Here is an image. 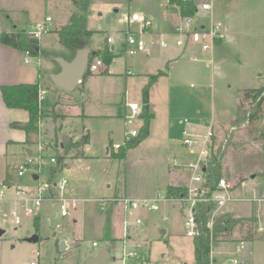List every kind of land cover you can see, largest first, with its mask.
<instances>
[{"label": "rangeland", "instance_id": "1", "mask_svg": "<svg viewBox=\"0 0 264 264\" xmlns=\"http://www.w3.org/2000/svg\"><path fill=\"white\" fill-rule=\"evenodd\" d=\"M77 1L81 5L86 3L89 6L87 14L88 29L99 31L90 39L92 46H98L104 41L106 42L108 35L114 39L115 43L123 38L118 32L119 29H122V26L117 23L116 10H119V16L126 13L129 6L127 3L130 4V0ZM133 1L136 5L144 0ZM216 4L218 12L215 21L231 25L235 36V39L232 40L230 54H220L221 61H217V65H213L215 73L217 70V74L221 78L220 84L215 83L214 88L218 91L215 96V101L217 100L215 107L217 119L224 120L228 118L233 107L235 108L238 104L237 113L232 120L213 128L210 158L213 155L219 156L222 167L220 179H225L232 187L230 195L234 199L216 214V218L227 215L243 220L229 233L215 237L214 244L234 238H247L249 233L247 226L249 221L247 219L255 215L254 212L247 214L250 205L247 199L251 200L258 195H264V103L258 108L256 102L251 99L245 100L244 93L240 90L262 88L264 86V77L258 78V74L264 73V0H217ZM81 13L82 11L74 5V0H3L0 2V30H8L9 28L14 30V27L17 26L18 31L26 29L33 31L38 24L46 23L45 27L50 33L54 29H61L63 27L61 24L68 22L71 15ZM171 13L173 17L178 18L177 12ZM47 17H50L52 21L47 22ZM25 23L33 25L26 27ZM48 33L44 34V38L41 39L42 46L51 53L70 60L73 52L59 42L57 34ZM146 38L149 39L148 36ZM179 38L185 40L183 36H179ZM170 39V37L167 38L169 47L163 50L168 51L172 47ZM174 39H176V36H174ZM46 56L44 55V57ZM138 56H124L118 65L124 67V60L127 58L130 65V62ZM44 61L45 63L52 62V59L46 57ZM46 69L48 70L47 67ZM225 73L230 78L226 86L225 78L228 77H225ZM47 83L54 90L48 93L46 99L54 97L55 100L49 102H56L52 107L43 106L38 131L31 135V139L40 146L41 151L45 152L51 147L47 153L41 155L57 157L65 155L64 149L60 151L61 142L76 143L81 137L83 130L77 129L73 122L66 120L67 116L61 109L73 103L72 97L78 91H82V84H79L74 92L67 93L57 88L50 81H47ZM58 91L61 93L60 95H57ZM211 92L212 89L209 88V95H211ZM239 97L241 99L237 103ZM49 102L47 101V103ZM81 106L82 103L78 104V107L81 108ZM56 107L57 111L55 110ZM209 114H211V110ZM205 122L204 128L197 132L198 135H201L198 139L208 132V121ZM111 123L112 120L109 122L95 120L86 123V126L91 128L92 132L97 133L98 136H103L110 129ZM138 124L139 121L129 130L132 128L139 130ZM77 127L81 129L82 126ZM113 128L118 136L122 138L124 128L122 121L113 122ZM48 130H50L49 133H47ZM42 134L44 135L43 139H41ZM56 144H58V148L55 147ZM118 145L121 146L119 153L126 150V155L128 154L122 163L116 158H101L95 161L81 159L74 161L72 170H68L66 167L64 170L62 169L63 171L61 170L62 173L60 172L57 179H68V190L76 188L74 193L68 192L64 197L71 200L75 199L78 205L77 209L69 210V215L65 217L61 213L63 202L47 201L37 216L26 217L23 215L22 224L17 226L11 212L18 209L23 213L25 203L16 200L18 197L16 187L24 189L27 193L37 188L38 183L33 177V169L39 163V147L36 145L31 148L34 150V157L31 158L30 167L23 176L18 175L19 165L11 168L9 183L13 187L6 185V199L1 202L0 230L4 231V234L0 238L5 241L6 250L16 256L18 264H31L33 262L34 264H81L86 256L100 252L105 247H108L113 255L109 263L122 264L120 262V260H123L122 243L116 241L115 247H111V242H113L118 230L116 225L113 226L115 222L113 213L115 210L113 207L111 208V205L103 209L97 199L99 197L111 198L115 192L117 196H122L125 190L128 191V195L129 190L138 196L151 195L161 183H164V180L161 176L160 166L154 165L152 157L154 152L148 144L130 149L127 148V141ZM199 149V143H196L192 149H188L190 153L193 150V161H196ZM75 153L76 150H73L72 154ZM67 160L69 161L71 158ZM44 179L42 178L41 182ZM2 185L3 183L0 188ZM237 193L242 194V197H245L244 200L236 197ZM158 195H166V193L161 192L156 196ZM255 199L251 200V205H256ZM180 203L184 210L186 209L188 217L189 208L182 202ZM171 204L170 202L160 203V211L158 212L129 211L131 214L129 217V224L131 223L129 234L131 232L137 235L143 232L141 241L144 243V240H147V242L138 250L128 247V252L134 251L137 256L127 257L125 259L126 264H186L184 258L192 257L194 237L186 234L185 218L178 219L177 217L174 220L173 216L168 213ZM231 209L240 213V217L233 216ZM117 210L119 212L120 208L117 207ZM165 216L167 217L166 221L163 220ZM138 218L143 220V226H137L136 221ZM173 221L175 223L172 230L171 224ZM68 222L72 225L69 227L70 231H64L63 229L68 228ZM258 226L264 228V222L258 223ZM158 228L169 229V234L161 235L157 230ZM252 230L251 233L256 235L255 238L264 237V232L258 233L257 228L255 230L254 227ZM32 232L34 233L31 234ZM57 232L59 242L53 236V233L55 235ZM28 233L31 234L30 236L38 234L41 241L37 244L25 242L24 239L28 238ZM67 234L75 240H79V246L70 245L69 249L62 250L61 244L62 241L66 242L64 238L67 237ZM165 240H168V242ZM94 242L99 246L93 247Z\"/></svg>", "mask_w": 264, "mask_h": 264}, {"label": "crops", "instance_id": "2", "mask_svg": "<svg viewBox=\"0 0 264 264\" xmlns=\"http://www.w3.org/2000/svg\"><path fill=\"white\" fill-rule=\"evenodd\" d=\"M2 1L3 0H0V2ZM130 1V4L127 3V5H129L127 12H130V10L134 8L140 9L149 19L153 21L154 27L150 33L147 34L149 39L156 38L157 40H167V38L169 39L170 37V43L172 47L168 51L163 50L167 48H162L159 45L149 47L145 53L139 55L134 61L130 62V65L129 59H125L124 67H122V65H118V63L123 60L121 58L124 56L115 55L113 64L109 67V74L99 75L97 74L98 71H93L91 69L92 75L89 76L86 82L82 85V91L75 93L76 95L72 97L73 103L71 105L61 109L62 112H64V114L67 116L66 120L73 122L77 129L83 130L80 139L86 134L90 136V142L87 145L74 148L68 154H66V169L72 170L74 168V161L76 160L78 161L85 159L87 161H95L101 158L114 159L116 157L113 156L118 154L120 151L119 149L115 148L116 145L126 141L129 142V144H132L137 139L136 137H132L129 134V131L131 130H129V128L131 126H128L125 121V116L130 112L127 105L130 103H140L142 105L144 88L149 84L152 76H157L156 81L150 88V111L153 115L150 124V133L145 140L135 147L148 144V146L153 149L154 154L152 157L154 160V165L158 167L160 166V172L164 183H161L151 195L138 196L134 195L131 190H129L128 195V191L125 190L122 196H117V193L115 192V194L108 199H117L123 197L131 199L153 198L161 192H165L167 195L169 187L187 189L189 186L190 174L184 168V165L193 161V153L192 151L190 153L189 150L182 144V134L183 130L186 128L184 120H192L193 123H195V126L192 128V130L197 133L198 130L204 128L206 123L205 121H208L209 128L211 126L213 128H217L228 123L235 117L238 109L237 104L235 108L233 107V110L228 118L224 120L217 119L215 108L217 105V100L215 101V96L218 91H216L214 88L215 83L220 84L219 81L221 78L219 77V74H217V70L215 73L213 65H217V61H221L219 57L220 54H230L231 44L233 43L232 40L235 39L232 31L233 27L229 24H223V37L215 40L212 45V49L208 52H204L198 45L193 44L190 40H186L185 45L180 47L176 45V39L179 38L178 34L176 33V27L183 20L179 8L169 7L168 0H160L159 2L157 0H144L140 4L136 5L134 4L133 0ZM195 1L197 3V14L194 17V23L196 27H209L212 24L218 23V21H215L216 14L218 12L216 4L217 0L216 2L215 0H209V2L208 0ZM204 4H209L211 8L209 10L203 9ZM116 12L118 19L119 10L117 9ZM171 12H177L178 18L173 17ZM70 18L68 19V22ZM68 22L66 21L65 24L61 25L64 27L68 24ZM25 25L26 27H30V25L32 26L33 24L25 23ZM14 28V30L11 28L8 30L1 28L2 30H0V185L3 183L8 184L11 187H13V185L9 183L11 168L13 166H21L22 164L26 163L28 158L34 157V150L31 148H34L36 145L39 147L40 154L47 153L51 147H49V149H47L45 152L41 151L40 146L31 139V135L34 133L28 135L24 130L12 127L13 123L24 125L28 124L30 121V114L28 111L23 109L9 108L4 102L1 87L39 83L40 87L46 89L49 93L54 90L53 87L49 86L47 83V81L52 82L50 75L58 73L61 70L59 63L56 61V58H59V56L51 53L42 46L43 42L41 39L44 38V36L39 40V47L40 50L43 51V54H40L38 57H34V59L31 57L28 61L26 52L19 51L11 46L4 45L1 41L2 33H17L21 31L29 32V30L26 28H22L26 30L21 31L17 30V26ZM122 29H119L118 32H120ZM94 32L96 34L99 31ZM52 33H55V29L48 34ZM174 36H176V39H174ZM108 37L111 36L108 35L107 38ZM106 44H108L107 39L106 42L104 41L98 46H92L90 41L88 42V45L91 47L92 51L102 50ZM108 45L111 47V49H114L113 45ZM44 55H47V58L52 59V62L45 63L44 60L46 57H44ZM195 56H199L200 60L196 61L194 59ZM74 57L75 53L73 52L72 58L67 61H71ZM97 59L99 58H96L95 61ZM225 77H228V74L226 75L225 73ZM263 77L264 73L258 74V78ZM225 80L226 86L230 81V78H225ZM209 88L212 89L211 95L208 93ZM251 89L260 88H247L240 90L243 91ZM60 94L61 93L58 91L57 95ZM240 99L241 97L238 98L237 103H239ZM51 100H55V98H47L43 106L52 107L56 101L51 103L49 102ZM47 101L49 103H47ZM81 103L82 106L80 108L78 107V104ZM41 110L43 111V107ZM55 110L57 111V107ZM210 110L211 114H209ZM141 114L138 124L140 128L143 125ZM95 120H103L105 122L112 120L110 129L106 131L103 136H98L97 133L92 132V129L86 126V123L93 122ZM116 121H122L123 123L124 128L122 138L118 136V133L113 128V122ZM80 125L82 126L81 129L77 127ZM49 131L50 130H48L47 133H49ZM43 137L44 135L42 134L41 139H43ZM57 145L58 144L55 145L56 148H58ZM60 148V151L64 149V143L61 142ZM73 150H76L75 154H72ZM78 154L80 155L77 156ZM68 158H71V160L68 161ZM125 158H116V160L118 159L119 162L122 163ZM176 163L178 165H176ZM16 189L19 190L21 188L16 187ZM75 191L76 188L68 190L69 193H74ZM258 196L254 197L253 199L264 198V195ZM236 197H240L239 199L243 198L242 200L245 198L242 197V194H238ZM251 200L247 199V201L250 203L249 212H247V214L254 212L255 215L251 218L256 220V223L254 224V228L256 230L259 223L257 217L258 211L261 208V213L263 214L264 203H262L261 206L256 202V205H251ZM170 203L172 204L168 209V213L173 216L174 220H176L177 217L178 219L182 217L185 218L186 223V209L184 210L179 201ZM110 205L111 208L113 207L115 210L113 213L115 221L113 226L115 227L116 225L118 227L116 235L113 238V242H111V247H115L116 241L122 243L123 260H120V262H122V264H126L125 259L127 257H124L125 244L126 250L128 252V247H132L133 250H138L144 246V243H146L147 240H144V243L141 241V235L143 232L137 235L130 232L129 237L127 238L124 235V222H130V212H126L123 205L119 202H113ZM117 207L120 208L119 212ZM239 214L240 213H237L236 210L233 211V216L240 217ZM164 218L167 220L166 216ZM262 221L264 222V220ZM174 223L175 221H173L171 224L172 230L174 228ZM143 224L144 222L141 225L143 226ZM71 226V223L68 222V228L63 230L70 231L69 227ZM137 226L139 227L138 224ZM157 230L161 235L169 234V229L163 230L158 228ZM33 233L34 232L31 234ZM31 234L28 233L27 237H29ZM53 236L54 239H57V242H59L58 232L55 235L53 233ZM47 239L49 240V238ZM64 239H66L67 249H69L70 245L79 246V240H75L69 234H67V237ZM165 241L168 242V240ZM242 241L245 242V245L243 249H240L239 244ZM94 243L93 247L99 246H94ZM192 246V257L184 258V263L186 264H195V248L193 242ZM130 252L136 253L134 251ZM98 253L99 252L92 253L89 256H86L81 264H84L87 259L97 255ZM211 260H213V262L216 264H264V237L255 238L252 240L234 238L232 240L215 243L211 249ZM0 264H18L16 261V256L12 255V252L6 250L5 241H3L1 238Z\"/></svg>", "mask_w": 264, "mask_h": 264}, {"label": "built area", "instance_id": "3", "mask_svg": "<svg viewBox=\"0 0 264 264\" xmlns=\"http://www.w3.org/2000/svg\"><path fill=\"white\" fill-rule=\"evenodd\" d=\"M211 6L209 4H204L203 9L209 10ZM47 22H51L52 19L50 17L46 18ZM117 22L120 26H122V30L120 34L122 35V39L118 40L116 43L112 37L107 38V42L110 45L114 46V49L111 51L117 56H125V57H134L145 53L149 47L159 45L162 48H168L169 42L167 40H157L156 38L147 39V34L154 27V23L151 19H149L146 14L140 9L134 8L130 10V12L124 13L117 19ZM45 24H38L36 29L33 31H29V33L35 38L40 40L44 34L48 33V29H46ZM47 25V24H46ZM176 33L180 37L183 38L176 39L177 46H184L186 40H190L193 44L198 45L204 52H208L212 49V45L220 37H223V23L218 22L216 24H212L209 27L198 28L195 26L194 18H183L182 22L176 27ZM111 48V47H110ZM27 53V61L32 57L29 52ZM196 61L200 60L199 56H195ZM91 69L98 70L102 65L100 59L93 61ZM48 95V91L46 89L41 88L39 91V106L43 107L45 103L46 97ZM130 112L125 116V121L128 126H134L137 121H139L140 114L142 113V105L130 103L127 105ZM184 123L186 128L183 130L182 134V144L188 148L192 149L196 143L200 144V149L198 150V157L196 161H191L188 164L184 165V168L190 173L189 177V186L187 187V195L186 196H169L167 195H158L153 198H144V199H131L127 197L117 198V199H97L99 205L104 209L108 207L113 202H119L123 205L126 212L129 211H146V212H157L160 210V203L162 202H174L179 201L182 202L189 208V215L186 218V234L190 237H194L197 233V226L195 222V207L198 203L204 201H212L216 203V208L211 215L210 227L213 226L214 218H216V214L223 209L228 203L233 201L234 199L231 197V186L227 183L225 179H220L218 188L216 191H213L211 197H207L208 188L205 187L206 183V168L208 166L210 155L212 151L213 144V127L211 126L208 129V132L204 134L203 137L199 138L201 135L195 133L192 128H194L195 123H193L190 119H185ZM129 134L132 137H137L139 135V130L131 129ZM116 149H120L121 146L116 145ZM193 153V150H192ZM28 162L22 164L19 167L18 175L23 176L25 171H27L30 167L29 162H31V158H28ZM50 164H56V157H46L40 154L39 163L33 169V177H37L35 181H37V188L30 193H27L24 189L17 190V201L24 202L25 206L23 209V213H21L18 209H14L11 212L12 217L14 218V222L17 226L22 224V216L26 217H34L37 216L42 206L47 202H63L62 208V216L69 215V210L77 209L78 205L76 204L75 199H70L64 197L68 193V179H56L54 184L48 183L47 180V170L46 168ZM176 165H178L176 163ZM42 178H45L44 181L41 182ZM6 185L3 184L0 188V212L2 211L1 202L6 199ZM24 197V198H22ZM258 205L261 206L264 203V198L255 199L254 200ZM261 208L258 211V221L262 223L264 220V212L261 213ZM257 219V218H256ZM166 220V218H164ZM136 223L141 225L143 223L142 219L138 218ZM129 222H124V235L129 237ZM258 233H263V226L257 227ZM245 242H241L239 244V248L243 249ZM94 246H97V243H94ZM136 253L127 252L126 244L124 247V257H133L136 256ZM34 264V263H32ZM212 264H216L212 260Z\"/></svg>", "mask_w": 264, "mask_h": 264}, {"label": "trees", "instance_id": "4", "mask_svg": "<svg viewBox=\"0 0 264 264\" xmlns=\"http://www.w3.org/2000/svg\"><path fill=\"white\" fill-rule=\"evenodd\" d=\"M76 8L82 11L81 14H74L71 16L67 25L59 30H55L58 34L60 43L72 52L76 53L85 44H87L92 36L95 34L87 27V14L88 4L81 5L77 0H74ZM169 7H177L180 9L181 16L183 18H194L197 14V3L195 0H168ZM1 41L4 45L11 46L19 51L29 52L32 57H38L43 54L40 50L39 40L35 39L28 31H21L17 33H2ZM99 58L102 62L100 69L98 70L99 75H108L109 67L113 64L115 54L111 51L108 44L102 50L93 51L90 57L89 67L83 78L82 85L86 82L87 78L92 75V64L93 61ZM157 76H152L149 84L143 90L142 97V120L143 125L137 139L129 144L127 142V148H133L145 140L150 133V124L153 115L150 111V88L156 81ZM41 87L39 83L36 84H20L14 86H3L1 91L5 104L9 108L23 109L29 112L30 121L28 124L13 123L12 127L24 130L28 135L36 133L38 131V125L40 121V114L42 110L39 106L38 98ZM245 100H252L256 102L258 108L264 103V88L243 90ZM240 112V110H239ZM90 142V136L84 135L76 143L68 142L64 143L65 155L56 157V164H50L47 170V180L51 185L54 184L61 170L64 169L66 163V154L72 149L80 146H85ZM78 154L77 156H79ZM126 156V150L121 153L114 155L118 159H124ZM218 155L211 156L208 166L206 168V183L205 187L208 188L207 197H211L213 191H216L221 177V162ZM169 196H186L187 189L169 187ZM216 208V203L212 201H204L197 204L195 207V222L197 233L194 236L193 244L195 248V264H212L211 260V249L215 242V237L224 233H229L237 224L243 219H236L230 216H223L214 218L213 226L210 227L211 215ZM245 220V219H244ZM246 240L255 239L252 228L256 223V220L250 218ZM253 234V235H252Z\"/></svg>", "mask_w": 264, "mask_h": 264}, {"label": "water", "instance_id": "5", "mask_svg": "<svg viewBox=\"0 0 264 264\" xmlns=\"http://www.w3.org/2000/svg\"><path fill=\"white\" fill-rule=\"evenodd\" d=\"M92 54L93 51L87 43L75 53V57L71 61H67L66 59L61 57L56 58V61L59 63L61 70L58 73L50 75L52 83L57 88L67 93L74 92L79 84H81L83 81V78L89 67L90 57ZM34 179H37V177H34ZM3 234L4 231L0 230V237ZM24 241L32 244H37L40 241V236L38 234H34L31 237L24 239ZM61 245L62 250L67 249V244L65 241H62ZM111 259V250L108 247H105L97 255L87 259L84 264H108Z\"/></svg>", "mask_w": 264, "mask_h": 264}]
</instances>
